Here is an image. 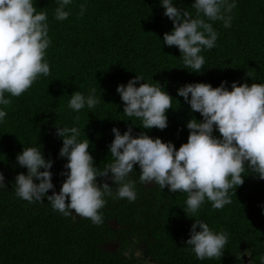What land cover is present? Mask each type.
Segmentation results:
<instances>
[{"label": "trees", "instance_id": "16d2710c", "mask_svg": "<svg viewBox=\"0 0 264 264\" xmlns=\"http://www.w3.org/2000/svg\"><path fill=\"white\" fill-rule=\"evenodd\" d=\"M229 2L236 5L230 13L231 26L211 22L218 37L211 50L200 53L205 64L196 73L185 69L177 47L163 43V35L173 30V23L164 15L160 0H72L65 8L70 15L63 21L55 19L57 0H33L37 12L47 13L51 44L45 60L50 74L40 76L20 97L6 93L11 103L0 105L7 113L0 121V172L6 185L0 188V264H126L123 247L128 245H139L156 264H246L244 255L247 264H261L264 180L250 169L242 174L244 184L229 190L230 204L213 209L206 199L188 217L184 212L187 194L172 193L154 183L141 185L136 165L128 179L136 183L137 199L130 203L105 196L99 225L54 211L46 198L29 203L16 195L14 185L18 174H27L18 165L17 154L24 147H41L45 159L53 161L52 182L59 192L66 179L61 173L67 160L59 156L63 141L55 134L56 126L80 129L78 141H90L94 165L103 169L113 162L108 146L114 139V127L123 134L132 126L133 136L146 132L172 142L177 150L187 143V122L193 118L202 122L203 117L178 96L179 88L190 83L218 87L226 81L225 87L231 91L233 82L264 83V0ZM172 3L195 18L194 0ZM80 5L86 8L83 15ZM136 75L143 76L146 83H159L174 98L173 108L166 113V129H142L138 118L123 113L117 86L127 85ZM93 88L100 101L94 109L85 105L76 112L68 107L74 92L87 97ZM213 135L220 136L215 129ZM98 182L103 181L98 178ZM108 183L115 187L110 179ZM194 219L204 221L215 233H227L228 243L220 259L198 260L184 243L190 238ZM113 220L122 228L114 229ZM116 237L122 245L119 251L103 248Z\"/></svg>", "mask_w": 264, "mask_h": 264}, {"label": "clouds", "instance_id": "9594fccd", "mask_svg": "<svg viewBox=\"0 0 264 264\" xmlns=\"http://www.w3.org/2000/svg\"><path fill=\"white\" fill-rule=\"evenodd\" d=\"M57 2L55 19L63 21L70 15L65 8L72 0ZM160 2L164 15L173 23V30L164 33L163 43L179 49L185 69L200 73L205 64L200 53L203 49L211 50L218 37L211 22L222 21L225 28L230 27L235 3L194 0L193 18L190 12L174 6L172 0ZM80 9L83 15L85 5H80ZM50 44L47 13L37 12L33 0H0V105H10L6 93L20 97L40 76L50 74L45 60ZM226 83L221 82L218 87L190 83L178 89V96L203 117L202 122L195 118L187 122V143L178 150L172 142L165 143L146 132L133 136L132 126L123 134L114 127V139L108 146L113 162L103 169L94 165L90 141H78L80 129L56 126L55 134L63 141L59 156L67 160L61 173L66 179L59 192L52 182L53 161L45 159L41 147H24L16 159L27 174L15 177L16 195L29 203L44 202L46 198L54 211L64 216L75 214L99 225L103 223L100 210L106 205L105 196L127 199L130 203L137 199L136 183L128 178L138 165L141 185L154 183L172 193L187 194L184 212L188 217L194 216L206 199L213 209H222L231 203L229 190L244 184L242 174L246 169L264 180V83L233 82L231 91L225 87ZM116 91L124 105L123 113L138 118L142 129L167 128L166 113L173 108L174 98L159 83H146L143 76L136 75L127 85H118ZM95 92L93 88L87 97L74 92L68 107L76 112L85 105L94 109L100 102ZM6 115V111L0 110V121ZM214 129L218 130L219 138L213 135ZM98 178L103 182H98ZM109 179L115 187L109 185ZM4 187L5 177L0 172V188ZM50 190L52 194L48 195ZM184 243L198 260L220 259L228 235L215 233L207 223L194 219L190 238ZM246 254L252 255L250 251Z\"/></svg>", "mask_w": 264, "mask_h": 264}, {"label": "flooded vegetation", "instance_id": "af4514ba", "mask_svg": "<svg viewBox=\"0 0 264 264\" xmlns=\"http://www.w3.org/2000/svg\"><path fill=\"white\" fill-rule=\"evenodd\" d=\"M119 228L122 227H118L116 230H119ZM119 240L120 239L116 237L114 241L109 242L110 244H119L115 252L119 251V249L122 248V245L118 242ZM123 253L126 256V264H156L155 259L149 256L146 251L142 249L139 245H128L127 247H123Z\"/></svg>", "mask_w": 264, "mask_h": 264}, {"label": "water", "instance_id": "95a60500", "mask_svg": "<svg viewBox=\"0 0 264 264\" xmlns=\"http://www.w3.org/2000/svg\"><path fill=\"white\" fill-rule=\"evenodd\" d=\"M150 185H152V184H150ZM110 224L113 226L114 229H117L119 227L116 220L111 221ZM118 246H119V244H110V243L103 244V248L110 251V252H115V250ZM243 258L245 260V263L247 264L248 260H247L246 256L244 255Z\"/></svg>", "mask_w": 264, "mask_h": 264}]
</instances>
